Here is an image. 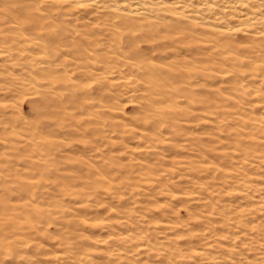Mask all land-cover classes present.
Returning a JSON list of instances; mask_svg holds the SVG:
<instances>
[{"label":"rangeland","instance_id":"obj_1","mask_svg":"<svg viewBox=\"0 0 264 264\" xmlns=\"http://www.w3.org/2000/svg\"><path fill=\"white\" fill-rule=\"evenodd\" d=\"M133 1L0 0V264H264V0Z\"/></svg>","mask_w":264,"mask_h":264},{"label":"bare ground","instance_id":"obj_2","mask_svg":"<svg viewBox=\"0 0 264 264\" xmlns=\"http://www.w3.org/2000/svg\"><path fill=\"white\" fill-rule=\"evenodd\" d=\"M49 1H53L56 4H60V3H63L65 1H67V0H49ZM69 1H73V0H69ZM97 1L98 0H95V2H97ZM186 1L190 2L192 0H186ZM78 3H82V1L77 2V4ZM235 4H236V2H235ZM18 7H19V10L27 11V10L30 9L29 7H26L24 5H19ZM79 7H84V6L80 5ZM205 10H210V8H203V11H205ZM128 12H129V14H127V16H129V17H134L136 15H139L141 18L144 19L148 15H151L152 10H151L150 7H148L146 5V3H143L140 0H134L132 3H130ZM262 18H263V20H262ZM262 18L259 21H258V18H255L256 19V22L254 21L255 24L260 23L261 20L264 21V17H262ZM133 23H136L135 25H136V27L138 29H141V27H143V29H147V30H149V32H151V30L155 27L154 25H156L155 23H151L149 21L148 22H136V21H133ZM130 47H131V45H130ZM133 54L136 55L135 50L133 51ZM66 87L70 88V87H74V86L73 85L72 86L71 85H67ZM81 98H83V97L80 96V94H78L77 92L72 90L71 95H68L67 97H65V100L63 101L65 104H61V101H60V105H61V107L64 110H69L71 107L74 110H78V109L82 108V103L83 102L81 101ZM44 104H45L44 106H50L47 102H45ZM144 110L147 111V112L151 111V110L154 111V108L152 109L150 107H146V108H144ZM159 114L160 113L155 110L154 114H153L154 118H156ZM42 115H43V113H42V111H40L39 112V116H42ZM149 116H150L149 114L148 115L147 114L143 115V117H146V118H148Z\"/></svg>","mask_w":264,"mask_h":264}]
</instances>
